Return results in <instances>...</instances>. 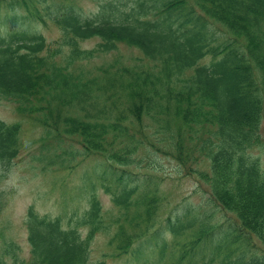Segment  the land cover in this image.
Listing matches in <instances>:
<instances>
[{
  "label": "trees",
  "instance_id": "trees-1",
  "mask_svg": "<svg viewBox=\"0 0 264 264\" xmlns=\"http://www.w3.org/2000/svg\"><path fill=\"white\" fill-rule=\"evenodd\" d=\"M2 1L59 36L0 33V100L116 178L106 211L95 193L67 221L30 206L29 256L7 257L12 243L0 264H106L126 254L134 264H185L199 243L230 234V246L203 264H264V251L234 248L253 236L264 249V162L251 152L264 114V0H95L89 14L72 0L45 14L38 3L48 0ZM218 31L224 39L214 44ZM89 39L96 43L85 48ZM122 47L141 55L128 65ZM21 131V121L0 119V160L18 156ZM157 156L195 177L206 200L235 218L232 230L212 233L198 210L166 214ZM101 231L107 251L95 258Z\"/></svg>",
  "mask_w": 264,
  "mask_h": 264
},
{
  "label": "rangeland",
  "instance_id": "rangeland-1",
  "mask_svg": "<svg viewBox=\"0 0 264 264\" xmlns=\"http://www.w3.org/2000/svg\"><path fill=\"white\" fill-rule=\"evenodd\" d=\"M58 0L40 1L38 3L42 13L49 3ZM76 7L85 14L95 11V0H72ZM15 9L8 8L7 1L0 2V33L10 29L25 28L43 32L49 40L59 36V30L52 23L45 27L38 22H30L19 16ZM214 44L223 41V32L215 35ZM95 39L85 40L83 46L92 48ZM124 61L131 65L135 59L130 56H140L141 53L134 47H122ZM208 61V59H207ZM139 62V60L137 61ZM0 119L7 122L21 121V151L10 163L0 160V254L7 250V245L15 243L8 249L6 256L13 259L28 257L30 243L25 225L26 213L30 206L38 212L52 216L61 215L68 220L83 212L88 205L87 196L95 193L101 199L104 209L112 204L110 194L106 192L107 186H114L116 177L104 172L100 161L82 156H74L70 139L57 142L46 138L44 128L27 116L22 117L16 110L15 103L9 100H0ZM149 120V119H148ZM261 143L254 146L251 152L264 162V114L260 128ZM142 154V153H141ZM157 175L162 178L161 193L167 200L165 208L168 211L179 209L201 211L206 218V223L214 234H223L225 230H232L231 223L235 226L236 220L231 215L220 210L209 200L199 188V182L191 175H184L182 167L173 157L157 156ZM164 211V209H161ZM165 213V212H164ZM230 239L219 241H203L191 250L183 263L191 259L194 264H203L216 256L219 250H225V245L233 242ZM106 235L101 231L96 235L92 246L93 257H101L107 251ZM256 237H251V242H237L234 248L243 247L253 253L255 250L264 251ZM260 246V247H259ZM238 251V252H239ZM106 258V257H105ZM106 264H134L133 258L123 255L119 258L108 256ZM208 264H211L210 262Z\"/></svg>",
  "mask_w": 264,
  "mask_h": 264
}]
</instances>
